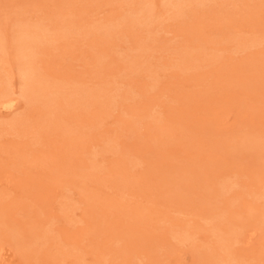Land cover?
<instances>
[{
	"label": "rangeland",
	"instance_id": "rangeland-1",
	"mask_svg": "<svg viewBox=\"0 0 264 264\" xmlns=\"http://www.w3.org/2000/svg\"><path fill=\"white\" fill-rule=\"evenodd\" d=\"M0 264H264V0H0Z\"/></svg>",
	"mask_w": 264,
	"mask_h": 264
},
{
	"label": "bare ground",
	"instance_id": "bare-ground-1",
	"mask_svg": "<svg viewBox=\"0 0 264 264\" xmlns=\"http://www.w3.org/2000/svg\"><path fill=\"white\" fill-rule=\"evenodd\" d=\"M35 32H36V31H35ZM29 34H31V32H30ZM37 34H38V33H37ZM35 35H36V34H35ZM31 37H32V36H31ZM20 39H21V38H20ZM24 39H25V38H24ZM28 39L30 40L31 38H28ZM29 40H28V43H30ZM36 40H37V39H36ZM22 41H24L25 44H26V40H22ZM23 47H24V45H23ZM29 48H30V47H29ZM18 49H21V48H18ZM18 61H19V60H18ZM26 62H27V60H26ZM30 65H31V62H30ZM25 67L27 68V66H25ZM26 68H23V69H26ZM28 68H29V67H28ZM28 68L25 70V72L27 71L26 73H28V74L26 75V74H24V72H23V75H24V76H25V75H26V76L29 75L30 71H29ZM30 70H31V69H30ZM28 71H29V72H28ZM25 78H26V77H25ZM28 85H30V84L27 83V84L24 86V87H26V88H25V90H26V91H25L26 94H27V93L29 94V92H27V90H30V88H29ZM30 87H31V85H30ZM31 92H32V91H31ZM29 95H30V94H29ZM12 102H13V100L10 99V100L6 101V102L3 103V104H4L5 106L10 107V106L12 105Z\"/></svg>",
	"mask_w": 264,
	"mask_h": 264
}]
</instances>
